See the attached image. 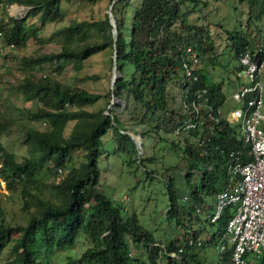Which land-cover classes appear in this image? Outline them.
<instances>
[{
	"label": "trees",
	"instance_id": "16d2710c",
	"mask_svg": "<svg viewBox=\"0 0 264 264\" xmlns=\"http://www.w3.org/2000/svg\"><path fill=\"white\" fill-rule=\"evenodd\" d=\"M62 1L71 0H0V10L10 4L26 7L22 14L0 17L1 45L21 47L29 38L37 39L38 30L45 23L63 18ZM83 1L93 4L98 0ZM107 1L109 4L111 0ZM234 1L244 3L246 15L245 27L224 29L233 56L247 45L253 57L264 60V48L253 50L242 32L251 29L250 22L262 16L264 0ZM207 2L139 0L135 4L134 0H114L111 4L114 40L106 11L102 18L80 19L54 30L51 36L59 38L57 51L21 58V66L27 73L20 90L26 99L41 102L30 116L44 121L45 128L30 127L24 132L25 141L36 153L23 154L20 160L4 149L0 141V180L7 188L20 189L21 208L29 213L24 224L11 222L4 218L0 207V253L12 240L9 249L12 257L6 264H54L51 259L55 251L73 248L78 243L79 252L69 257L66 264H208V245L214 246L212 264H232V246L224 243L232 209L225 208L214 221L203 217V210L206 198L225 184L230 152L239 151L242 160L249 159L250 153L238 127L218 115L225 98L220 83L211 81L208 72L199 66L202 58L208 57L213 63L216 46L207 23L196 25L188 20L187 14ZM128 7L131 10L126 18ZM33 16L38 24L27 22V17ZM188 45L197 52L193 69L196 79L185 76L182 69ZM105 48L110 49L111 66L115 48L114 65L119 75L104 93L63 83L44 73L36 77L28 72L47 61L54 62L53 73H60L65 61L78 70L86 57ZM200 88L206 91V102L198 105L202 123L191 112V101H197L195 91ZM112 95L126 103L131 122L146 126L179 157L174 164L162 166L158 174L145 162L153 160L154 155L139 157L137 161L148 179L156 174L164 185L167 199L164 214L168 219L174 218V226L169 235L161 238L142 227L134 211L123 215L119 205L98 185L97 159L103 152L102 135L110 129L119 150L127 144L135 146L130 134L124 132L121 113L109 106L105 111L82 108L101 97L107 98V102ZM208 109L219 116L217 121L206 116ZM189 119L197 122L194 127L185 128ZM70 120L74 122L64 135V127ZM7 125L0 116V134ZM166 134L169 139L164 137ZM74 150H80L83 156L77 166L69 165ZM180 160L185 168L179 180L176 172ZM47 162L53 172L56 168L66 169L56 182L50 183L54 199L32 191L38 170ZM32 206L34 209L29 211ZM222 242L224 247L219 245ZM137 243L143 246L144 257L132 255L130 245ZM258 261L264 264V249Z\"/></svg>",
	"mask_w": 264,
	"mask_h": 264
},
{
	"label": "rangeland",
	"instance_id": "374dc122",
	"mask_svg": "<svg viewBox=\"0 0 264 264\" xmlns=\"http://www.w3.org/2000/svg\"><path fill=\"white\" fill-rule=\"evenodd\" d=\"M139 0H134L136 4ZM218 3V4H216ZM107 0H98L91 4L83 0H71L69 2H61L64 16L59 21L47 22L38 30V38H29L24 46L8 47L2 46L0 41V116L4 117L8 122L0 134V141L6 150L14 153L17 160L22 158V155H31L36 153L30 148L28 142L25 141L26 136L24 132L30 127H37L39 129L45 128L40 120L33 119L30 114L41 105L39 100L34 98L26 99L20 90V83L22 82L25 69L21 66V58L30 54H38L43 52H54L58 50L59 38L52 37L51 33L58 27L69 24L70 22L80 19L102 18L108 8ZM217 10L211 11L212 8ZM25 6L10 4L4 9L0 10V17H7L8 15H19L24 13ZM131 7L126 10V18L130 14ZM246 15V7L244 3H237L234 0H209L205 11L199 16L202 20L205 17L210 21V30L214 31L212 36L215 40V52L220 54L217 59L211 61L202 58L200 67L205 72H208L209 78L212 81H219V77H223L220 86L225 98L219 106L221 115H225L230 108L236 103L230 96L234 73H223L226 68H230V46L227 41L225 32H221L218 37V31L223 27L231 30L234 27H239V20H244ZM27 22L38 24L36 17H27ZM189 20V19H188ZM128 21V20H127ZM250 27L244 34L249 40V45L256 50L258 46L264 47V11L259 19H254L250 22ZM178 29V27H177ZM229 47V48H226ZM213 57V56H212ZM216 60V61H215ZM54 62H44L40 65L34 66L28 70L36 77L43 73L53 77L63 83L75 84L84 87L89 91L104 93L110 87V49L105 48L90 56L86 57L80 69L72 68L71 63L65 61L63 69L59 73H53ZM89 75H97L89 76ZM242 78L243 76L240 75ZM260 80L263 84V105L262 112L264 113V60L260 72ZM105 97L97 99L93 104L83 105L82 108L87 110H96L112 107L115 111L121 113L124 132L130 134L134 142V148L127 144L125 149H117L115 134L109 129L102 135V150L103 152L97 159V166L99 168L98 185L101 191L110 198V200L119 205L121 213L125 216L134 211L137 215L139 223L145 229L153 233L157 238L163 235H169L174 226V218H166L164 210L166 209L167 199L164 191L162 180L156 174L162 170V166L166 164H174L179 157L169 150L165 141L157 140V136L146 126L134 124L131 122L129 110L126 109V103L123 100H115L110 103L106 102ZM130 110H132L130 108ZM73 120L66 123L63 133L67 135L73 124ZM143 130H146L145 132ZM141 134V136H140ZM169 139L170 136H164ZM145 155H154L153 160L146 161L147 165L152 167L156 172L155 176L148 179L145 170L137 165L139 157ZM71 161L69 165H79L83 160L82 152L74 150L71 154ZM179 172H176V177L179 178L184 171V161L180 160ZM51 163L42 164L36 174V181L32 186V191L39 194L41 197L47 199H54L55 195L50 183L57 181L66 169L56 168L55 172L49 167ZM176 171V169H175ZM182 178V177H181ZM186 190V187L183 188ZM22 198L19 188H7L2 180H0V207L3 211L4 218L11 222H19L24 224L29 216L27 210L21 208ZM32 206L29 211H32ZM8 242L2 252L0 253V264H6L12 254H10V245ZM78 245V246H77ZM132 255L145 256V250L140 244H131ZM208 264L214 262V249L212 245L207 247ZM135 249V252L134 250ZM79 252V243L73 248L55 251L52 256L54 264H66L69 257H74ZM256 260L251 258V262ZM257 264L259 263L257 261Z\"/></svg>",
	"mask_w": 264,
	"mask_h": 264
},
{
	"label": "built area",
	"instance_id": "2783aa9c",
	"mask_svg": "<svg viewBox=\"0 0 264 264\" xmlns=\"http://www.w3.org/2000/svg\"><path fill=\"white\" fill-rule=\"evenodd\" d=\"M196 63V50L186 46L182 60L185 76L196 79L193 73ZM236 65L240 67L244 81L231 91L230 96L236 103L225 118L242 133L244 142L249 146L250 158L242 160L239 151L230 152L225 165V185L215 194L209 219L214 221L225 208L232 209L225 227L233 243L231 259L233 264H247L242 253L248 251L256 255L264 245V113L263 84L260 80L263 59L253 57L251 49L245 45L236 56ZM205 92V88L196 89L197 101H191V112L194 118H199V123L203 122V118L198 116V105L206 102ZM218 115H221L220 112ZM218 115H213L210 109L206 111V116L214 121L218 120ZM196 122L189 119L184 127H194Z\"/></svg>",
	"mask_w": 264,
	"mask_h": 264
},
{
	"label": "crops",
	"instance_id": "0c3cea01",
	"mask_svg": "<svg viewBox=\"0 0 264 264\" xmlns=\"http://www.w3.org/2000/svg\"><path fill=\"white\" fill-rule=\"evenodd\" d=\"M207 4H208V2H207ZM207 4L205 5V6H200V5H198V6H196L193 10H190V12L187 14V16H188V19H189V21H191L192 23H195L196 25L197 24H205V23H207V25H208V32L210 33V35H211V38L213 39V41H214V43H215V40H214V38H213V36H212V33L214 32V31H211L210 30V21H207L206 20V18L204 17L203 19L204 20H202L199 16H201V14H202V12L203 11H205V8H206V6H207ZM216 4H218V3H216ZM217 8V7H216ZM215 7L214 8H212L211 9V11L213 12L214 10L216 11L217 9H216ZM244 21H245V18H244V20L242 21V18L239 20V27H245V26H243V24H244ZM220 29L217 31L216 30V36L218 37V35L221 33V32H223L224 31V29L225 28H223V27H219ZM225 36H226V34H225ZM226 39H227V37H226ZM227 41H229L228 39H227ZM230 42V41H229ZM229 46H230V48L229 47H226V48H229L230 49V53H229V55H230V68H226V70L223 72V73H234V79H233V82H232V87H231V89L233 90L240 82H242V81H244V78H242L240 75H242L241 74V72H240V70H238L237 68V65H236V57H234L233 56V51H232V46H231V43H229ZM251 47V46H250ZM252 48V47H251ZM259 48H264V47H260V46H258V48L256 49V50H258ZM253 49V48H252ZM220 51L221 50H219L218 52L219 53H217V55L216 56H218L219 54H220ZM215 59H217V57L215 58ZM206 60H208V57H207V59ZM216 61V60H215ZM209 75V74H208ZM211 80V79H210ZM212 81V80H211ZM222 81H223V77L222 76H220L219 77V81H216V82H219L220 83V86H221V84H222ZM231 90V91H232ZM231 93V92H230ZM235 105V104H234ZM227 115V113L224 115V116H226ZM225 185V184H224ZM218 191V190H217ZM215 194H216V192H215ZM214 197H215V195H213L212 197H207L206 198V202H205V210H203V217H209V215H211V213H212V209H213V201H214ZM226 227V226H225ZM210 232V231H209ZM209 232H208V234H209ZM224 243H228V244H230L231 245V243H230V240H229V238L228 237H226V241L224 242ZM219 245L221 246L222 245V247H224V244H223V242L222 243H219ZM214 247V246H213ZM216 247V246H215ZM214 249V248H213ZM263 249H264V246L262 247V251H263ZM261 250L256 254V255H254V254H247L246 255V257L248 258L247 259V261H248V264H257V261H258V256L260 255V253H261ZM251 258L252 259H255L256 261L254 262V263H252L251 262Z\"/></svg>",
	"mask_w": 264,
	"mask_h": 264
},
{
	"label": "water",
	"instance_id": "95a60500",
	"mask_svg": "<svg viewBox=\"0 0 264 264\" xmlns=\"http://www.w3.org/2000/svg\"><path fill=\"white\" fill-rule=\"evenodd\" d=\"M114 0H111L109 5H108V8H107V16L109 18V21L111 23V26H112V29H111V33H112V36H113V40H114V34H115V21H114V18H113V15H112V12H111V4L113 3ZM22 6V5H21ZM114 46V44H113ZM115 48L113 49V54H112V66H111V75H110V84L114 81V79L119 75V71L115 69ZM115 100H118L117 98H115L113 95L111 96L110 98V103L115 101Z\"/></svg>",
	"mask_w": 264,
	"mask_h": 264
},
{
	"label": "clouds",
	"instance_id": "9594fccd",
	"mask_svg": "<svg viewBox=\"0 0 264 264\" xmlns=\"http://www.w3.org/2000/svg\"><path fill=\"white\" fill-rule=\"evenodd\" d=\"M225 232H226V230H225ZM226 237H228V238H230V234H228V233H226ZM231 243V246H232V250H233V243L232 242H230ZM262 248V247H261ZM232 250H231V252H230V254L232 255ZM261 250V249H260ZM259 250V251H260ZM247 254H252V253H249L248 251H246V252H243L242 253V257L244 258V260L246 261V263L248 264V261H247V257H246V255ZM231 255H230V259H231ZM231 262H232V264H233V261H232V259H231Z\"/></svg>",
	"mask_w": 264,
	"mask_h": 264
}]
</instances>
